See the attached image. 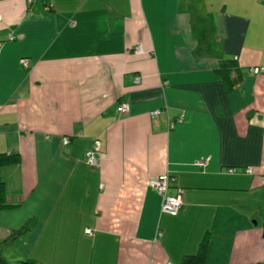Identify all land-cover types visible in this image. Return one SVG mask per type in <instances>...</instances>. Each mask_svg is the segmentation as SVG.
<instances>
[{
    "label": "crops",
    "instance_id": "obj_1",
    "mask_svg": "<svg viewBox=\"0 0 264 264\" xmlns=\"http://www.w3.org/2000/svg\"><path fill=\"white\" fill-rule=\"evenodd\" d=\"M228 59L231 91L214 71ZM253 67L264 0H0V153L20 157L0 169V242L26 225L18 257L37 264H179L209 231L206 264H264L262 229L230 208L239 183L264 182ZM164 174L175 216L150 184Z\"/></svg>",
    "mask_w": 264,
    "mask_h": 264
},
{
    "label": "trees",
    "instance_id": "obj_2",
    "mask_svg": "<svg viewBox=\"0 0 264 264\" xmlns=\"http://www.w3.org/2000/svg\"><path fill=\"white\" fill-rule=\"evenodd\" d=\"M215 74L218 75L221 79H223L226 89L228 91L233 90L241 81L242 74L240 72V68L237 66L235 59H228L222 61L220 65L214 70ZM20 161V157L17 154H5L0 153V169L6 166H12L18 164ZM172 176V175H171ZM173 181H171L170 186H173L175 183V177ZM5 182L2 180L0 176V210L6 208L7 205L5 202ZM27 230V226L24 225L22 228L11 232L7 239H4L0 242V245H9L14 243L17 238H19L25 231ZM209 237L210 232L207 231L202 238L197 252L193 254H185L183 255L179 264H206V255L208 251L209 245ZM1 247V246H0ZM1 252V251H0ZM19 264H37V262L33 258H27L18 262ZM0 264H9L6 259L0 253ZM237 264H261V263H237Z\"/></svg>",
    "mask_w": 264,
    "mask_h": 264
},
{
    "label": "built area",
    "instance_id": "obj_3",
    "mask_svg": "<svg viewBox=\"0 0 264 264\" xmlns=\"http://www.w3.org/2000/svg\"><path fill=\"white\" fill-rule=\"evenodd\" d=\"M28 3H32L34 0H27ZM10 40H13L14 37L10 36ZM132 51L135 54L141 53L142 49L140 45H135L132 47ZM236 59V57H235ZM22 65L24 67L28 66L27 61H23ZM252 73H260L264 72V67H253L250 69ZM134 82H138V77L135 78ZM129 110V105L127 102H121L118 105L117 111L119 113H127ZM161 113L160 109L153 110L150 114L151 116H158ZM64 142L67 143L68 140L64 139ZM101 153V141L99 139H96L93 142L92 148L87 153V159L86 162L91 167H99L100 162V154ZM209 160V157L200 159L197 164L200 166H203L206 164V162ZM232 171V170H230ZM247 172L251 171V169H247ZM251 173V172H250ZM174 178L171 175L164 174L160 175L155 179H152L150 181L151 186L155 189V191L161 196V212L168 214L170 216H175L178 214L182 207V199H181V193L178 191V193L171 194L170 191V184L171 181H173ZM87 234H91V231L87 229L85 231Z\"/></svg>",
    "mask_w": 264,
    "mask_h": 264
},
{
    "label": "rangeland",
    "instance_id": "obj_4",
    "mask_svg": "<svg viewBox=\"0 0 264 264\" xmlns=\"http://www.w3.org/2000/svg\"><path fill=\"white\" fill-rule=\"evenodd\" d=\"M248 173L250 174L249 171ZM235 177L236 179H239L238 175ZM241 183L242 184L239 183V185L242 187H237V189L231 194L232 196H235V203H231L230 208L234 209L237 214H242V212L246 213L249 217L248 224H251V227L253 226L254 228L262 229L261 234L262 237H264V182H258L251 186L248 181L247 188L244 186L245 182ZM249 215L253 216L252 220ZM237 218L239 217L237 216ZM236 223V228L238 229L240 223L238 221H236ZM0 246V253L6 258L7 263L19 264L18 261L23 260L18 257L21 252V249L19 250L18 241H15L13 245L11 243L9 245Z\"/></svg>",
    "mask_w": 264,
    "mask_h": 264
}]
</instances>
